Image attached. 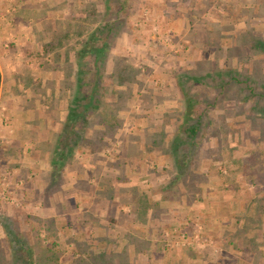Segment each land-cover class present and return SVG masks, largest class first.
I'll return each mask as SVG.
<instances>
[{
  "label": "rangeland",
  "instance_id": "1",
  "mask_svg": "<svg viewBox=\"0 0 264 264\" xmlns=\"http://www.w3.org/2000/svg\"><path fill=\"white\" fill-rule=\"evenodd\" d=\"M51 1L59 5L62 0ZM64 1L69 7L67 11L58 8V15L66 16V23L69 20L77 22L80 29L88 27L91 30L101 20L119 22L111 38L108 73L113 71L114 57L139 71L131 86L115 85L113 92L108 91L106 101L112 107L117 93L125 96L130 93L131 96H127L121 108L116 107L117 111L123 109L117 115L118 129L103 137L105 144L96 149L97 152L110 158L112 149L122 145L117 141L135 131L145 150V159L154 166L152 173L155 176L152 177L162 176L167 180V177H174V171L170 173L171 158L163 149L184 120L181 112L185 111L193 122L200 112L206 111L196 136L199 146L192 149L194 156L188 167L190 170L166 192L167 195L162 197L161 187L156 190L153 186L149 190L138 186V195L134 196L140 200L136 203L137 208L126 203L128 195L117 196V208L121 211L124 208L131 216V224L147 232L145 239L148 240H142L139 233L133 239L131 248L133 253H139L138 262L264 264V120L259 116L264 114L260 106L254 108L253 98L240 95L235 98L236 92L212 104L217 92L209 76L217 69L230 67L247 72L253 62L264 73V54L253 57L250 52H245L246 48H243L246 58L241 49L235 48L228 53L232 46L241 44L247 29H253V35L264 39L261 31L264 27V0H125L124 3L128 1L130 4L128 13L125 9L117 13L118 5L114 0H108L107 5L97 0ZM93 9L97 10V15L90 13ZM60 30L61 33L67 31L64 23L56 27L54 35H60ZM78 41L75 36L66 44H77L78 48ZM242 45L246 47L247 44L242 41ZM72 78L65 76L63 81L67 87V99ZM194 78L200 81L194 82ZM259 90L264 91V87L260 86ZM185 93L197 100L191 108L183 103ZM100 109L91 118L95 120ZM96 127L94 124L93 130L87 129L86 134L91 132L94 137ZM163 133L165 136L160 142ZM157 138L158 144L155 143ZM195 172L202 173L205 179L201 181ZM13 197H7V200H13ZM149 197L151 200V197H162L163 201L173 202L166 204L164 210L159 204L152 205L148 220L143 217L142 221L139 216L145 213V201ZM32 214V209L28 208L21 216L30 217ZM31 221L12 220L10 227L13 234L30 248L33 257L40 253L54 257L55 260L47 264H88L90 259H97L96 252L90 248L96 246L98 235L87 236L86 243H83L84 239H79L74 229L66 237L59 229L55 235L33 233ZM52 242L56 243L53 247ZM3 246L0 248V264H11V249L5 243ZM48 246H51L50 251ZM114 250L108 249L102 258L109 256L112 259L102 264L129 263L131 256L126 259V255L118 256Z\"/></svg>",
  "mask_w": 264,
  "mask_h": 264
},
{
  "label": "crops",
  "instance_id": "2",
  "mask_svg": "<svg viewBox=\"0 0 264 264\" xmlns=\"http://www.w3.org/2000/svg\"><path fill=\"white\" fill-rule=\"evenodd\" d=\"M51 2L0 0V248L4 243L10 247L6 236L10 221L32 220L33 230L28 228L33 233L55 235L59 229L66 237L74 229L83 243L87 236L98 235L96 246L90 248L97 259H90L88 264L112 259L102 258L110 248H115L118 256H131L128 264H138L139 253H133L131 246L137 233L148 240L147 232L131 224L124 208H117V196L128 195L126 203L137 208L140 200L134 196L138 186L149 190L161 187L164 197L179 180L168 185L170 177H152L154 166L145 159L135 131L117 141L122 145L112 149L110 158L99 151L75 148L72 158L57 162L67 131V87L63 81L65 76L73 77L75 68L70 58L71 43L54 35L56 27L67 20L57 10L67 11L69 5L64 0L59 5ZM58 42L61 47H57ZM7 196L13 200L8 201ZM162 197L145 201V215L139 216L142 221L152 205L159 204L164 210L173 202ZM28 208L33 214L21 216Z\"/></svg>",
  "mask_w": 264,
  "mask_h": 264
},
{
  "label": "trees",
  "instance_id": "3",
  "mask_svg": "<svg viewBox=\"0 0 264 264\" xmlns=\"http://www.w3.org/2000/svg\"><path fill=\"white\" fill-rule=\"evenodd\" d=\"M97 1L104 5L109 3L108 0ZM114 1L118 5L117 13H121L124 9L128 13L127 9L130 7L128 1L126 3H124L125 0ZM224 10L227 11V8ZM91 12L93 15H97V10L95 11V9H93L90 13ZM117 23L119 22H116V20L103 22L101 20V22H98L93 29L89 30L87 27L85 30L80 29L77 22H71V20H69L67 23H64V27L67 31H64L63 33L60 32L61 37H58L59 41H68L76 36L79 39L78 45L80 46L78 48L76 47L77 44L70 46L71 51L73 52V62L76 66V71L73 73L72 85H68L69 95L66 107L67 115L64 123L67 131L65 139L62 140L65 142H62L64 146L58 151V163L68 159L69 156L72 158L73 151L78 148L81 149V152L88 151L94 153L102 144H105L103 137L112 134L118 129L120 122L117 115L118 112L123 109L117 111L116 107L121 108L130 93H128L127 96L123 95V93H117L113 100V103L115 104L114 107L110 105L111 103L106 101L107 93L108 91H110V93L111 91L113 92L115 85L123 84L128 87L131 86L139 71L134 68V66L124 63L121 61L122 59L117 57L112 59V61H114L113 71H111V73H108L107 71L108 57L111 56L109 53L111 38L116 32L117 27H119ZM252 30L253 29H247L245 32L246 35H242V41L247 44L246 47L242 45L240 39L239 41H241V44L238 43L234 47L232 46V49H229L230 51H228V53L237 48L238 51L240 49L242 50V54L245 58L246 54L244 53V50L247 53L250 52L253 57L264 54V39L260 36L253 35ZM261 31L264 32V27ZM56 35L59 36V33H56ZM61 46V42H58L57 47ZM243 48L246 49L243 50ZM258 61L259 59L257 57L256 62ZM66 65L68 67V64ZM209 76L211 77V80L213 79V87L217 92L214 98L215 101L212 104L215 105L216 101L220 98L231 97L233 96V93L236 92L238 94L235 95V98L239 95L244 96L246 99L250 97L253 98L256 103L254 108L258 109L260 106L259 108L262 111V114H264V91L259 90L260 86L264 87V73L261 72L260 67L256 63L253 62L252 68L247 72H239L238 69L230 67L227 69H217L212 74H209ZM192 80L194 82L200 81V79L196 78ZM184 95L183 103H186L188 108H191L193 104L197 103V100L194 97L189 96L188 93H185ZM260 103L262 104L260 105ZM99 108H101L99 110L100 114L97 113L94 120L91 118L92 114ZM181 113H183L184 120L176 128L172 135L173 137L168 140V146L163 149L164 153L171 158L172 164L169 171L170 173L171 171H174V177H170L168 185L174 184L176 180L182 179L187 175L188 170H190L188 167L193 160L192 156H194L192 155V149L199 146L196 136L200 131L203 117L206 115V111H202L196 116V118H194L195 121L191 122L193 119L192 117H189V115L187 116L185 111ZM220 116H217L216 118H220ZM259 116L264 120V115ZM94 124L97 125V130L96 135L92 137V133L90 132L89 134H86V131L87 129L93 130ZM163 136H165V133H163L159 139L160 142ZM159 141L157 138L155 143L158 144ZM183 147L185 150L182 149ZM194 175L201 178V181L205 179L202 173L195 172ZM6 235L11 243V264H37L43 261L47 264L48 261L55 260L54 257L45 256L43 253H40L39 255L34 254L33 257L30 248H27L25 242L22 243L21 240L13 234L11 227L6 226ZM54 245H56V243L52 242L51 246L53 247ZM51 246H48L49 251L51 250L49 249ZM82 264H85V262Z\"/></svg>",
  "mask_w": 264,
  "mask_h": 264
},
{
  "label": "built area",
  "instance_id": "4",
  "mask_svg": "<svg viewBox=\"0 0 264 264\" xmlns=\"http://www.w3.org/2000/svg\"><path fill=\"white\" fill-rule=\"evenodd\" d=\"M7 197L10 198V196H7ZM7 197H6V198H7Z\"/></svg>",
  "mask_w": 264,
  "mask_h": 264
}]
</instances>
